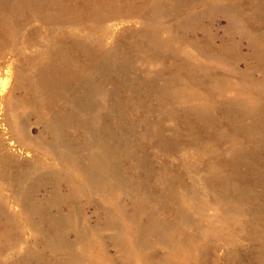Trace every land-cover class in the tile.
I'll use <instances>...</instances> for the list:
<instances>
[{
	"label": "rangeland",
	"instance_id": "1",
	"mask_svg": "<svg viewBox=\"0 0 264 264\" xmlns=\"http://www.w3.org/2000/svg\"><path fill=\"white\" fill-rule=\"evenodd\" d=\"M0 264H264V0H0Z\"/></svg>",
	"mask_w": 264,
	"mask_h": 264
}]
</instances>
